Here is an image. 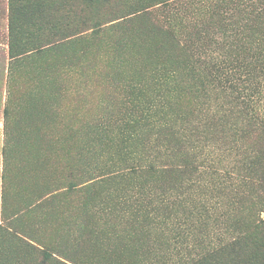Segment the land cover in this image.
Listing matches in <instances>:
<instances>
[{"label": "rangeland", "instance_id": "374dc122", "mask_svg": "<svg viewBox=\"0 0 264 264\" xmlns=\"http://www.w3.org/2000/svg\"><path fill=\"white\" fill-rule=\"evenodd\" d=\"M82 5L0 0V264L167 261L152 238L157 250L175 248L174 262L242 231L235 217L260 197L238 175L245 156L264 153L261 132L237 145L194 136L205 173L187 190L123 174L143 168V156L162 162L172 154L169 139L162 146L170 128L161 124L163 103L200 83L209 89L203 77L235 69L238 49L264 54V0H94L88 20L103 14L100 27L68 36L64 24L78 21L71 11ZM12 32L20 42L13 50ZM216 95L204 93L203 119L223 105ZM195 125L204 128L203 120ZM184 129L175 130L181 137Z\"/></svg>", "mask_w": 264, "mask_h": 264}, {"label": "trees", "instance_id": "16d2710c", "mask_svg": "<svg viewBox=\"0 0 264 264\" xmlns=\"http://www.w3.org/2000/svg\"><path fill=\"white\" fill-rule=\"evenodd\" d=\"M108 1L113 6L115 5L116 0ZM93 2L94 0H83V7L79 12L71 11L79 19L76 23L67 21L64 24L63 28L68 33V36L84 33L91 27L94 29L100 27V19L103 14L97 13V21L93 24H90V20H88L90 12H92L91 6ZM20 9H25V6H21ZM109 13H116L115 8L113 10L111 9ZM10 41L11 50H13L15 44L20 43L14 39L13 32L11 33ZM261 45L264 44L259 42L258 46L260 47ZM20 50L25 49L20 47ZM235 52L234 59L230 61V63L236 64L235 69L213 70L207 76L203 77V81L211 86L209 89L212 92H217L216 96L219 95L224 99L220 109L218 107L212 113L208 111L210 114L203 119L202 112L207 111L204 108L206 100L203 95L209 91L205 83H200L198 88H193L184 94L181 101L179 99L175 103H168L169 101L163 103L161 107L165 120H162L161 124H163V127L169 126L170 128L167 130L168 133L166 131V138L162 146H165L166 140L169 139L167 149L172 154L163 158L162 162H159V160L153 161L149 157L143 156L142 163L143 161H148L143 168H139L140 165L127 168L125 170L129 172L123 175L137 177L135 175L141 174L146 180H152L156 186L160 184L163 187L171 184V187L176 185L178 189L187 190L194 175L203 177V173H205L200 171V169H204V159L199 160L200 157L197 158L196 156L198 149L196 144H194V136L202 138L203 143H205L206 139V143H208L210 141L209 138H212L213 142L218 146L220 143L226 145L231 144L233 141L237 145L239 142L242 143L244 137L257 135L259 132L264 135V54H258L259 56L251 55L247 47L238 49ZM193 74L196 78L195 72ZM142 98H144L143 100L148 105H152L155 101L154 98L144 94H142ZM202 120L204 128L201 129L197 125L194 126V129L191 128L194 121ZM179 124L186 125V129H184L186 135L181 137V133L175 130ZM228 125H231L229 129L235 135L232 132L231 135H224L226 130L223 126ZM206 126H208L207 129H205ZM212 128L215 129V132ZM182 143L188 151H183ZM172 146L175 151L172 149ZM191 151L196 153H191ZM245 158H247L246 163L241 168L243 170L242 177H239L237 174L239 184L250 188L251 192H256V195L260 198L257 200L254 199L253 202L246 205L240 214L235 217V220L239 218L243 222V230L233 231L231 238L220 240L218 244L210 242L204 244L205 246H201L203 245L201 243L196 246L194 250L196 252L192 251L193 253H189L195 256H185L182 259L176 258L174 262H172V252L175 248H172L170 251L167 250L166 252L157 250V239L152 238V240H148L149 246H153L158 254L160 252L161 254L159 256L164 254L167 257V261L156 259L151 264H264V216H262V213H264V171L257 172L254 170L255 165L258 163L264 166V153L254 152V154L245 156ZM135 159L136 157H130L128 161ZM213 174L223 177L217 171H214ZM226 175L232 177V175ZM207 176L209 175L207 174ZM212 178L215 177L212 176ZM129 189L133 191L134 186H130ZM198 204H195L191 208V215L185 220L183 225L200 210L198 209ZM208 207L214 209L213 205H208ZM208 207L203 206L202 212L204 211L206 214H209ZM49 257L47 254L44 256L45 259Z\"/></svg>", "mask_w": 264, "mask_h": 264}]
</instances>
